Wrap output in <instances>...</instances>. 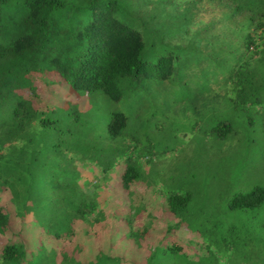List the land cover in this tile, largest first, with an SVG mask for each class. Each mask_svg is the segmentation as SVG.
<instances>
[{
    "label": "trees",
    "instance_id": "obj_1",
    "mask_svg": "<svg viewBox=\"0 0 264 264\" xmlns=\"http://www.w3.org/2000/svg\"><path fill=\"white\" fill-rule=\"evenodd\" d=\"M60 89L83 105L52 108ZM175 96L200 152L264 165V0H0V264H264V225L219 218L264 214V171L218 209L155 177V111L134 103Z\"/></svg>",
    "mask_w": 264,
    "mask_h": 264
},
{
    "label": "rangeland",
    "instance_id": "obj_2",
    "mask_svg": "<svg viewBox=\"0 0 264 264\" xmlns=\"http://www.w3.org/2000/svg\"><path fill=\"white\" fill-rule=\"evenodd\" d=\"M60 90L63 92V89ZM62 92L59 93V102L51 104L52 108L62 106L63 102L60 101L66 98L72 101L67 103L70 109H79L83 105L84 95H77L79 100L75 101L70 96L69 90L66 91V94ZM134 105L138 108L144 107L145 110L155 111L151 128L155 127L156 129L154 131L151 129V134L152 139L157 144L158 154L154 158L157 163L155 170H157L158 175L155 177L158 176L160 185H170L177 176H188L193 182L196 180V183L199 184L197 189L200 190L198 194H201V198L208 197L213 200L209 208H212L213 205L218 209L219 206H227L236 187L239 188L240 185L245 187L252 181L263 178L264 165L260 159V151L258 153L252 150L248 154L244 150L231 152L232 149L228 150V147L210 154L209 151H199L201 145L209 146L210 140L208 138L203 139L199 135L200 119L195 114L191 99H180L175 96L168 101L157 100L155 106L142 100H138ZM218 156L223 157V160L218 164L206 165L205 167L200 165V160L205 159L204 161L208 162L209 157L218 159ZM89 172L91 174L86 176L85 184L95 180L96 174L91 170ZM79 175L81 178L85 176L81 172ZM100 177L101 179L96 178L95 184L102 181L103 175ZM81 183L82 186L86 187L82 180ZM248 190L249 188L246 187L244 191ZM219 218L225 227L249 228L255 226V222L264 225L263 213L252 220L245 218V216L222 211L219 213ZM261 234L264 237V231H261Z\"/></svg>",
    "mask_w": 264,
    "mask_h": 264
}]
</instances>
